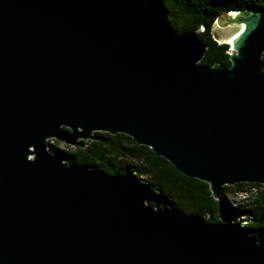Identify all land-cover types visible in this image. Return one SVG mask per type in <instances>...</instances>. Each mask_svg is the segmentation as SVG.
I'll return each mask as SVG.
<instances>
[{"label":"water","instance_id":"1","mask_svg":"<svg viewBox=\"0 0 264 264\" xmlns=\"http://www.w3.org/2000/svg\"><path fill=\"white\" fill-rule=\"evenodd\" d=\"M237 12L214 23L219 42L243 25L230 65L207 66L197 31L129 0H0V264H264L231 224L48 150L121 133L215 199L264 185V11Z\"/></svg>","mask_w":264,"mask_h":264},{"label":"trees","instance_id":"2","mask_svg":"<svg viewBox=\"0 0 264 264\" xmlns=\"http://www.w3.org/2000/svg\"><path fill=\"white\" fill-rule=\"evenodd\" d=\"M129 4L156 17L168 35L197 31L199 42L206 47L200 63L207 66L230 65L229 45L219 42L214 32L218 18L232 11L255 8L264 11V0H129ZM94 134L100 140L90 141L83 148L64 145L70 149L65 151L58 148L59 142L52 140L48 142V150L62 155L67 164L90 166L106 174L117 173L132 179L152 207L174 208L184 215H206L208 222H227L239 236L264 242L263 184L223 186L220 198L215 199L207 183L184 176L167 160L136 144L129 136ZM238 194L244 196L234 200Z\"/></svg>","mask_w":264,"mask_h":264},{"label":"rangeland","instance_id":"3","mask_svg":"<svg viewBox=\"0 0 264 264\" xmlns=\"http://www.w3.org/2000/svg\"><path fill=\"white\" fill-rule=\"evenodd\" d=\"M224 18H227V15H224V17L221 16V17H220V20H221V21H225ZM215 22H216V24L219 25V26H227L226 24H219L217 20H216ZM227 41H228V38H227L225 41H223V43H226ZM49 142L51 143V142H52V139L49 140ZM69 147H70V146H69ZM58 148H59V149H62V150H65V151H66V150H67V151L70 150L69 148H65L63 144L59 145ZM241 196H242V195L239 194L238 197L236 196V199H234V200H237V199L241 198ZM230 199L232 200L233 198H230Z\"/></svg>","mask_w":264,"mask_h":264},{"label":"bare ground","instance_id":"4","mask_svg":"<svg viewBox=\"0 0 264 264\" xmlns=\"http://www.w3.org/2000/svg\"><path fill=\"white\" fill-rule=\"evenodd\" d=\"M237 13H238L237 11H232V12H230V16L232 17L233 15H235V14H237ZM242 26H243V25H242ZM242 26H240L239 30L242 28ZM239 30L236 31L234 34H232L230 37H228V41H229V42H231L234 38H236V36L238 35ZM238 195H239V194H238ZM241 195H242L241 197L244 196L243 194H241ZM237 197H238V196H237Z\"/></svg>","mask_w":264,"mask_h":264}]
</instances>
